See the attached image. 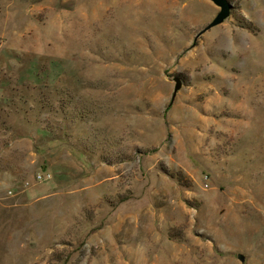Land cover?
I'll use <instances>...</instances> for the list:
<instances>
[{"label": "rangeland", "instance_id": "1", "mask_svg": "<svg viewBox=\"0 0 264 264\" xmlns=\"http://www.w3.org/2000/svg\"><path fill=\"white\" fill-rule=\"evenodd\" d=\"M229 1L197 36L211 0H0V264H264V0Z\"/></svg>", "mask_w": 264, "mask_h": 264}, {"label": "water", "instance_id": "2", "mask_svg": "<svg viewBox=\"0 0 264 264\" xmlns=\"http://www.w3.org/2000/svg\"><path fill=\"white\" fill-rule=\"evenodd\" d=\"M214 4H216L220 10L218 11V13L216 14V16L213 18L212 21H210L198 34L197 36H199L200 34H202L204 31L210 29L211 27L223 22L227 17L230 16L231 14V10L233 8V3L229 0H211ZM176 81V85L174 87V92H173V97L172 100L175 98L178 90L181 88L182 86V80L179 76H176L175 78ZM239 259H241L242 261L245 260V256L243 255V253H239L238 254Z\"/></svg>", "mask_w": 264, "mask_h": 264}, {"label": "built area", "instance_id": "3", "mask_svg": "<svg viewBox=\"0 0 264 264\" xmlns=\"http://www.w3.org/2000/svg\"><path fill=\"white\" fill-rule=\"evenodd\" d=\"M37 178L40 180V179H43L44 178V175H42L41 173L37 175Z\"/></svg>", "mask_w": 264, "mask_h": 264}]
</instances>
